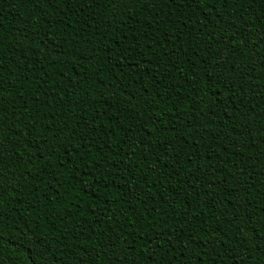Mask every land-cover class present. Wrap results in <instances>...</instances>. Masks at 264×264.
Wrapping results in <instances>:
<instances>
[{"label":"trees","instance_id":"trees-1","mask_svg":"<svg viewBox=\"0 0 264 264\" xmlns=\"http://www.w3.org/2000/svg\"><path fill=\"white\" fill-rule=\"evenodd\" d=\"M0 264H264V0H0Z\"/></svg>","mask_w":264,"mask_h":264}]
</instances>
